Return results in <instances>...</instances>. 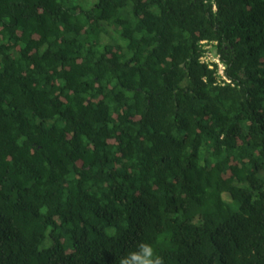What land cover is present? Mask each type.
Listing matches in <instances>:
<instances>
[{"label": "trees", "instance_id": "obj_1", "mask_svg": "<svg viewBox=\"0 0 264 264\" xmlns=\"http://www.w3.org/2000/svg\"><path fill=\"white\" fill-rule=\"evenodd\" d=\"M140 242L264 264V0H0V264Z\"/></svg>", "mask_w": 264, "mask_h": 264}, {"label": "clouds", "instance_id": "obj_2", "mask_svg": "<svg viewBox=\"0 0 264 264\" xmlns=\"http://www.w3.org/2000/svg\"><path fill=\"white\" fill-rule=\"evenodd\" d=\"M119 264H165V261L151 244L140 242L134 250L121 256Z\"/></svg>", "mask_w": 264, "mask_h": 264}, {"label": "built area", "instance_id": "obj_3", "mask_svg": "<svg viewBox=\"0 0 264 264\" xmlns=\"http://www.w3.org/2000/svg\"><path fill=\"white\" fill-rule=\"evenodd\" d=\"M209 46H206V49L208 48ZM210 54V51H207L205 53V55L202 57L203 60L205 61H212V62H215L217 64V73L219 75L220 78L222 79H225V76H224V66L223 64L218 60V57L216 55H214V57H212V59L210 60H207L206 57Z\"/></svg>", "mask_w": 264, "mask_h": 264}, {"label": "rangeland", "instance_id": "obj_4", "mask_svg": "<svg viewBox=\"0 0 264 264\" xmlns=\"http://www.w3.org/2000/svg\"><path fill=\"white\" fill-rule=\"evenodd\" d=\"M74 1H78V0H74ZM212 57H214V51H210V54L206 57L207 60L212 59Z\"/></svg>", "mask_w": 264, "mask_h": 264}]
</instances>
